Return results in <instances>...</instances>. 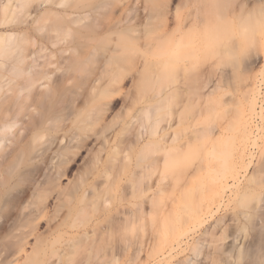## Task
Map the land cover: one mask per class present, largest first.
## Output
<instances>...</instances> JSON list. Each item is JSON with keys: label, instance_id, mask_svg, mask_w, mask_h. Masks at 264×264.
Instances as JSON below:
<instances>
[{"label": "bare ground", "instance_id": "1", "mask_svg": "<svg viewBox=\"0 0 264 264\" xmlns=\"http://www.w3.org/2000/svg\"><path fill=\"white\" fill-rule=\"evenodd\" d=\"M220 3L222 4V0H0V55L3 54V51L11 49L12 45L15 46L16 44H20L22 42L37 43L39 45L38 51L47 50L48 45H56L57 47V45H60V43L61 46L62 44H64L62 47H57L54 50H51L50 52L52 55L56 53L60 55H67V57L71 62L72 67L74 68L79 67L82 63H84L85 60L88 61L90 59L91 60L96 59L95 62L99 60L97 62V69H96V74L99 73V75L95 78V81H97L98 83L99 81L105 78L104 76H107V78L105 79L103 91L107 89H112L114 91H122V89L125 88L124 81L126 80L125 78L127 75L125 73L126 69L124 66L126 65V63L127 65L133 67L135 66L137 67V64L140 63V67L137 68L138 69L137 71L140 73L145 71L147 68H149L150 71L154 70L153 78H155L156 75L158 74H163V73L167 74V72H171V71H173V73L171 72L172 78H175L176 76L175 73L177 72L176 73L177 77L175 80L174 79L172 80L171 85L168 86V84L170 83L169 79L171 76L168 73L169 83L164 85L165 86L164 88H162L163 86L162 87L160 86V88L162 89L158 88V90L155 93H153L154 94L152 95L153 97L152 98L150 97L148 99L146 105L142 109L143 113L145 114L144 121L145 122L147 121L146 122L147 124L145 122H141L139 124L141 126L144 123L143 125L144 128L142 126L141 128L136 126V128L138 129H136L137 132L134 133L135 135L133 140L128 138H122V141L120 140L119 143L121 144L122 142L123 145L122 144L120 145L119 143L114 144L112 154L105 159H101L100 157L101 148L98 147L99 152L98 154H96L95 158H93V169L91 171L93 178L100 176L104 178L103 179L104 181L107 180L106 178H109L108 176H110L107 174L109 173L113 174L112 172L116 171L114 173V176H112L114 177L112 178L113 180L112 187L115 188L116 190L117 189L120 190V188H122L123 189V190L121 189L122 192L124 191L126 186H127L126 191H128V188H130L129 189L130 194H135L140 197V201L138 200L139 202L134 204L135 207L134 206L127 207L122 205L120 206L121 207L120 208L118 206V209L116 210L117 216L113 218V220L115 219L114 221L109 219L112 222H107L108 220L106 222L103 221L105 223H103L102 221L92 222L91 224L85 225L83 228L79 229L76 234H73L72 237H67L62 240H60L57 234H55L54 232L49 233L48 231L46 233V231L43 232L39 231L38 229L39 221H35L29 230L27 231L22 230L20 232V235L17 238V240L2 244V247H6L7 251H10V254L7 256L10 259L8 258L7 260L6 259L2 260V264H8L12 259L15 260L19 258H23V262H25V264H64V263L66 264L65 261L67 260L71 259L72 261H74L73 259L76 257L78 253H81V255L83 254V257L81 259L79 258V254H78L77 256L78 258L76 257L77 259L75 260L77 261L78 259H80V264H196L193 257H197L202 253L203 244L201 243L200 239L193 241H191V238L189 239V233L191 232V231L189 232V230H191L190 229L191 227L187 225L186 219L185 220L183 219L184 221H186L184 223L181 217H179L181 219L180 222L178 221L180 219H178L176 220V222H178L176 225L174 224L172 227L169 226L168 222H170V224L172 222L168 221L169 218L168 214L169 212L173 214L176 211L175 209H170L173 210L174 212L169 211L168 207L169 206L171 207L172 204L174 205V206L172 205L173 208L176 206L173 200H169V198H167V194L168 192L174 193L175 189H173V186L177 188L180 185L179 187L182 186L180 189L185 190L183 189L184 187H186V185H184V181H185L184 179H186L185 181L186 184H189V181L187 183V178L189 176L193 175V177H195L193 181L197 179L199 176L198 174L199 172L196 171V173L198 174V176H196L195 172L193 174V170L194 169L196 170L198 166H199L198 171H200L202 167H203L202 170L204 172L206 171L205 169L206 165H204L205 163L203 164V161L205 160L204 156H206L207 160L214 158L213 161L217 159V161L219 160V164L221 163L220 161L222 160L221 154L225 150L223 149L224 147L223 144H222L223 147L222 146L219 147V144L220 141L221 143L224 142L222 139L226 135L225 125H224V123L228 120V119L226 120V118H228L229 116L231 117L232 115L234 116V118H237L236 132L238 133L237 134L238 137L231 130L232 131L231 133L234 134V137L233 140L231 138L228 140L235 141V143H238V145L234 144L237 145V147L234 146L236 150L234 147L232 148L236 152V154L233 155L234 156L233 158L231 152L230 153L227 152L226 155V156L229 155L228 158H230L228 159L229 160L228 164L230 166L226 164L228 166V170L230 171L232 167L235 170V171H233V169L231 170L233 171L231 172L230 175L231 179L233 183L237 181L239 183V180H242L241 176L244 174L243 172H242L243 174H241V171L243 169H247L249 164L251 165L256 164L255 166L257 165L261 166L262 170L256 171V169L258 168L254 166L255 168L254 167H253L254 169L252 168L253 170L250 173L251 175L248 176L250 177L251 180L250 181L248 178L249 181L248 184H250V182L253 183L252 181L253 178L263 179L261 180V183L263 184L264 181V171H263L264 170V90L262 89H264V77H263L264 74L263 73L261 74V72H264L263 70L264 67H262L261 69L263 71L261 72L259 71L261 74L260 77L262 78L257 76L258 72L254 74L255 71H253L254 73L252 74V76L249 75L252 77V79H250L251 77L249 78L250 86L248 85L249 82L246 85L249 88L247 89L248 91L246 90L247 91L246 92L243 89V92L242 93L240 92L241 95L243 94L242 97L247 93L248 96H245L242 99V97L239 94L238 96L240 97H238L237 95L236 96L238 98L235 97L236 101H238L237 99L239 98L245 100L248 97V102H247L248 110L247 111L244 110L247 108L245 102L244 106H246V108L244 107L243 109L240 107L241 108L240 110V108L237 107L240 110L239 112L234 106L236 112L239 114H235L236 113L235 111L231 112L230 110H233L232 109L233 107L229 106L230 108H227L226 106L232 105L235 99L233 100L232 97L230 98L232 93L231 94L228 93L229 98L226 97L227 98L226 99L225 96L228 95L227 92L224 91H227L228 89L223 88L222 90L219 88V87L222 88V86L229 81L228 79L226 81V79L222 78L223 76L222 77L220 76L221 77L220 79H222L223 81L225 80L226 82L225 81L223 82L221 80V82L223 83L220 82L219 84L218 82L219 79L217 80L215 78L216 79L215 81V79L212 78V76L214 75L215 68L218 71L219 66L218 68L217 66L215 67V65H217L216 62L213 63L209 61L208 58L206 57L207 55H204V53L205 54L208 53L205 51H208L207 47H209L213 41L211 42V44L209 42L205 48V46L202 47V40L204 43L205 39L201 38L202 29L204 30H206L205 28L211 29L212 24L209 27V24L211 23L210 22L211 20L209 19L210 17L209 15H213L218 11V7L221 5ZM190 8L192 9L190 10ZM183 10H185V12ZM213 27L212 29L214 30ZM212 29L210 30L211 32L213 31ZM210 31L208 33L209 35L211 34L212 36L213 33H210ZM208 33H206V31L204 32V34H208ZM218 34H214L213 37L215 38L216 35ZM258 39L261 47L260 53H262L264 52L263 51L264 29L259 34ZM207 40L209 41L208 38L206 39V42ZM202 48H205L207 50L204 49L203 52ZM200 52H203L204 57L201 56L202 53ZM35 53H36L35 51L34 52L29 51L28 53L22 55L20 58L17 59L15 63L16 65L13 66L16 69H19L20 72L25 76L23 81L18 83V88L14 91L12 96H10L9 99L6 100V102H2L0 104V150H2V148L5 146L6 141L9 139V134L12 132V128L18 122L16 120V117L20 114V108L15 109L14 107L15 99L20 96V92L22 91V89H26V93L24 96L27 98L30 95L31 89L33 87H36L38 89L44 88V86H46V84L44 83V79L49 78L51 75L52 70L49 69L50 67L49 65L50 64L53 65L51 61L50 60L48 61L46 60L42 62L37 61L35 57ZM262 54L264 55V53ZM198 58L200 59L201 62L198 63L197 61L198 63L197 64L196 60H198ZM202 61L204 62L207 61V62L204 63ZM208 63L211 65L208 66ZM19 64H21L22 67L19 66ZM205 65H207L208 67ZM220 70L224 71L223 69ZM131 84L137 87L140 85H145V82L139 80L136 81L133 80ZM228 85L229 83L227 84V86ZM167 86L168 88H166ZM246 86L244 87L245 89L247 88ZM207 88L210 89L208 91H202V90H207ZM217 90L218 91L222 90L223 93H226V95L224 94L225 96L223 97L220 96L222 94L218 95L220 97L218 100L217 98L214 97L217 95V93L219 94ZM103 91H101L102 94H104ZM54 92L55 89H51V90L49 89L43 94H40L39 97H36L37 103H43L45 101H48L49 102L48 107L41 109L39 111L38 116L29 115L27 120H28V129L30 130L29 131L30 137L28 140L23 138L18 141L16 147L10 151V156H9L10 162H8V164L5 166L8 160H4V161L0 160V184H1L3 182L5 183L8 179L7 175H5V169L9 168V164L11 163L10 166H12L15 162L18 163L21 157L30 155L31 152H33L37 147L38 143L36 141H39L45 135V133H50L52 135V139H53L52 143L55 142V144H60L64 139H66V142L68 141V144L64 147V151L58 152L56 149L54 150L59 155L60 154L65 155V158L63 160H57L56 163L57 167L55 168L56 177L47 179L45 181H40V183L36 185V187L39 188V190L35 193L40 194L41 201L42 200L45 201L47 198H49V196L55 190V186L57 185L54 180L59 179L63 174H65V172L68 169V166L66 164L72 162L75 155L78 153L77 150L70 149L71 141L74 142L77 141L75 147L81 148L82 143L85 140V139H80L78 136H72L67 139L65 135H58V134L56 135L51 133L49 129L46 127V123L50 119V114L54 110V106L52 103ZM193 95L198 98H195ZM190 97L192 99V102L190 101ZM199 97L203 98V100L202 99L200 100ZM221 97L226 100L229 99L228 101L232 100L230 101L232 102L230 104L224 101L226 103V106L225 103L223 102L224 107L227 110L230 109L229 111L232 113V115H229L230 112L227 111L228 112L227 115L229 116L227 117L225 116L223 118L222 117L224 116L223 111L221 113L220 110L219 114L221 113L220 115L222 117L221 119L226 120V121L224 120L225 122L220 120V123L222 121V124L217 123L219 121V119H217L219 118V114H217L218 115L217 118L213 115H212L213 117L210 116L211 118H209V116L207 115L208 117L206 118L207 121L205 118H202L203 120L206 121V123L205 121L202 122L204 123V125L202 124V126L200 127L198 126V124L200 125V123H197V126H195L194 124L197 121L194 122L193 118L196 116V112H194L195 115L193 114L194 115L193 116L192 114H189L190 113L189 111H184L187 108V106L184 109V106L182 105L184 103L187 105L188 102L189 104L196 102V104L200 103L202 105L203 102V105L208 104V106L210 105L211 107L212 103H210V101L213 102L212 106H214L215 104L214 101L218 100L219 102ZM193 98H195L196 101L194 99L193 102ZM187 99L189 101H187ZM197 99L199 100L197 101ZM224 99H221V101ZM206 101H208L209 103L208 102L206 103ZM236 101H234L233 105H235ZM223 103H221V105H223ZM196 104L194 103V105ZM200 104H198L199 108H201ZM177 105L179 106L177 107ZM194 105H192L191 107L194 108L195 107ZM216 105L217 104H215V107L213 108L211 107V108L214 109L215 111L216 110L219 111L218 107L220 108V106H216ZM239 105L240 104H238L237 106ZM208 106L206 105L207 108ZM198 107L196 108L197 110L195 109V111L199 112L200 109ZM210 107L208 109H210ZM158 108L159 109L161 108L163 112L162 114L161 110H159V113L161 112L162 114V116L160 114L161 118L159 117V113H157L158 114L157 116L155 112L157 111ZM192 108L189 110H192ZM207 108L204 111L201 108L202 111V112L200 111L201 115L200 113L198 114L200 116L202 115L204 116V113L208 111ZM221 108L222 110H224L225 113V108L223 107ZM107 109H108L107 107L98 106L94 113V119L97 121L102 120L104 118V115L106 114ZM193 111L191 112L193 113ZM188 114L191 115V118L193 120L190 119V116ZM206 114H208V112ZM210 114L211 113H209V115ZM235 115L237 116L235 117ZM186 116L188 117L190 122H194V124L192 123L191 127H193V125L195 126V128H193L192 131L190 129L188 130V134H186L184 131V127H186L184 125L186 124V121H188V119L186 120ZM233 116L231 117L232 119H230L229 117V120H234ZM197 118L198 117H196L195 120H197ZM215 118L216 120H218L216 122L215 121L213 122L215 123L214 125H216V123L218 124L216 126L212 125L211 122L212 119L215 120ZM208 119H211V121H209ZM198 120L201 119L199 118ZM172 121L177 122V124L174 125ZM184 121L185 123L183 125ZM231 122L232 123L229 122L230 124L229 123L228 124L232 125L233 127L234 121ZM187 123L189 124V122ZM188 124L187 127L189 126ZM208 124L211 126H209ZM181 125L183 126V130L180 128L182 127ZM228 128L229 129L226 130L230 132L229 130L231 126H229ZM106 130H107V126L105 125L102 126L97 131V133H99V135L102 136L103 139L101 144L102 146H105L106 144H109L110 142L115 140V137L113 136L110 137L107 135ZM236 137L237 139H239V142L236 139ZM123 141L124 142L126 141V143H123ZM199 141H201V145L199 144L200 148L202 147L201 148L202 151L199 150V152L203 153L204 160L196 159L197 161H194V158L191 160L195 162L194 164L192 163L194 166L196 165V162L197 164L200 162L202 163L198 164V166H196V168L194 167V169L192 165L190 166L193 169L192 173H190L188 177L183 176V179L180 178L183 184L180 181H179L180 183L178 184L177 180H174L173 178L172 180L171 178H169L170 181H172L173 186L171 185L170 181L167 182L170 184L164 182L167 174L173 171L171 170L172 167L174 169L175 165H179L180 164L179 161L181 162V159L184 156L185 157L188 156L187 152L188 150H190L191 146L195 143L198 145L197 142ZM231 142L230 144H232ZM49 144L51 145V142H49ZM227 144H229V142ZM135 147L138 153H142L143 151L147 150L149 154L151 153L154 154L152 156L149 155L150 157H148L149 159L147 158V161L145 159L146 155H143L145 156L143 157V159L142 157H140L142 161H146L145 163L142 162L143 164L142 165L141 161L139 160L140 162L139 164L142 166H139V164L137 165L139 168L140 167L142 168L141 171L137 169L138 167L132 168L133 165L131 163L130 158L133 159V157L136 155L132 157L130 153L134 151ZM198 147L195 146L194 148H198ZM198 149L196 150L197 155H198L197 152ZM227 149L229 148L227 147ZM193 151H191L190 154H193ZM234 151L233 153H235ZM147 152L146 154H148ZM185 152L187 153V155H185L186 154ZM69 153L72 154L69 155ZM196 153L194 152V154ZM258 153H259V157H257L258 160H255L256 155H258ZM197 155H194V157H196ZM56 156H57L56 154H53V157ZM191 156L193 157V155ZM185 157L183 161H185L186 159ZM260 157L262 159V163L260 162L261 165L257 164L260 161ZM186 160L190 161L189 157ZM217 161H215V163H217ZM255 161L257 162L255 163ZM215 163L213 162L212 166H214ZM186 165L188 166L189 164L187 163ZM187 166L183 165V167H181V165H179V168H182L181 170L183 169L187 170V168L191 170V168ZM229 167L231 168L229 169ZM109 168L112 169V172H109L111 170ZM175 168L177 170L178 167ZM209 168L210 170H212L211 165ZM215 168L213 167V169ZM129 169H134V170L136 169V171L138 170L140 173H138V171L136 172L134 170H131L129 174V175L132 174L131 176H133L134 172H136L138 176L135 174L134 175L137 176L138 178H135L134 176L133 177L135 179L132 178L131 176L129 178L128 176L127 178H125L124 176L125 181L127 180L129 181V183L126 182L129 184V186L127 184L125 186H121L123 185L121 182L124 180L122 174L124 175L126 174L125 170L127 171L128 174L130 171ZM123 170L125 173L123 172ZM190 170L185 171V173L188 172L189 174V172H191ZM258 171L260 174H262V172L260 171H263V175L259 174L257 177H254V174L258 173ZM182 172L180 173L182 174ZM217 172L218 171H216L215 175H217ZM226 172L228 171L226 170ZM212 173L211 174L209 173V175L214 174ZM227 174H229V172ZM182 175L180 177H182ZM206 175L208 176V173ZM146 176H148L147 177L148 180L146 179L147 181L144 179L146 178ZM226 176L228 177V175ZM142 177H143V181H141ZM224 177L220 176V178L222 179ZM227 177L225 180L216 181V183L211 181L213 183V186L209 185L210 186L209 188L211 189V194L209 193L208 188L205 189L201 187V190L205 189V192H203L205 193L204 197L208 193L209 195L206 196L207 199L208 197H210V203H208L207 206L205 204L203 205V203H201L202 201H198L201 198H204L203 196L201 198H198V200L196 199L197 200L196 203L199 202L200 204L203 205V210H204V206H206L207 210H209L210 207V211H212L211 209L213 208L211 207L212 204L213 206L215 204H219V201L222 199L223 194L226 196L225 189L230 188L231 187L230 185H233V183L228 184L227 181L229 179H227ZM190 178L189 180L192 179ZM204 178L202 179L203 182H205V180L209 182L208 179L204 180ZM208 178L210 177L208 176ZM257 179L255 181H258L257 183H260L259 182L260 180ZM202 180L200 179L199 182L202 183ZM215 180L216 179H214V181ZM143 182L145 183L142 184ZM173 182L176 183L177 186H175ZM208 182H205V184L207 183L208 185L209 184ZM257 183L255 184L256 186ZM92 185H93V192L97 197H99L100 193L99 192L96 193L97 190L96 186L94 184ZM170 185L172 188L170 187ZM234 185H236V183ZM179 187H178V191L180 190ZM73 188L76 191L78 190L77 187L73 186ZM255 188L253 187V190H255ZM181 190L179 193H181ZM201 190H199V193H202ZM231 190L228 189V191L232 192ZM174 194L176 195V193ZM170 195L172 196V194ZM199 195H203V194H199ZM165 198H167V202L173 201L171 205H169L168 207L167 205L170 203L166 204L167 202L165 201L166 200ZM177 198L179 199V196L176 197L174 196V198L172 197V199H174L176 202L179 201ZM207 199L206 200L202 199V200L203 202L207 203L206 202ZM46 207H47L46 203L42 202L41 205L35 210L36 213L34 217L35 220H38L39 218L45 215L47 211ZM197 207L199 208V205ZM59 209L60 208H57L56 210ZM178 209L179 208H177L176 210ZM193 209H195V207ZM186 210L190 211L188 209ZM203 210L201 207V209L199 208V210L195 211V215L193 214L194 216H192L194 218L193 221L196 220L195 222L198 223L201 221L202 223V220H205L201 218V217L204 218L203 213L205 212V210L204 211ZM187 211L186 214H183L182 213L183 209H182V212L180 211L182 213L181 215H183V217L184 215L186 216ZM191 211L188 212L190 218H191L190 215H192L191 213L194 212ZM69 213L70 210L67 214H64L63 216L56 214L54 216L47 217L49 223L51 222L50 224L47 222L48 225H51L52 222H54L51 226H49L50 227L49 230L52 229V226H54V228L56 227L62 230H66L67 227L71 225V222L69 221L70 219L68 218ZM171 214H169V216ZM176 214L174 215L176 216ZM204 214H206V216L209 215L208 211L207 213ZM189 217L187 218V220H189ZM136 221L142 223L146 222L148 224V231L146 233V236L139 243L135 244L132 242H127L128 239L123 238L122 240L124 241V243H121L119 240H116L114 242H110L109 246L103 245L105 244L104 242L106 241L107 237L110 236L112 233H114L118 227H121V229H132ZM218 221L222 222V216L221 219L220 218L217 219V222ZM193 227H195V225ZM192 230L194 231L193 228ZM167 231L170 234H168ZM164 233L167 235H164ZM29 236L32 237L33 241L31 242L28 241ZM223 237L226 238V236L224 235ZM57 243L58 246L56 245ZM101 244L105 247L101 246ZM27 245H28V249L26 248ZM55 245L57 246V248L55 247ZM102 248H106V249L108 248V249L105 250ZM97 249L99 250L102 249L103 254H101V251L99 250L95 251ZM92 251L94 253V255L92 253V256L94 257L93 259L90 254ZM185 251L187 252L184 253ZM96 254L97 255L101 254V255L96 257L95 256ZM74 255L75 257H73ZM71 260L67 261V263H70Z\"/></svg>", "mask_w": 264, "mask_h": 264}, {"label": "rangeland", "instance_id": "2", "mask_svg": "<svg viewBox=\"0 0 264 264\" xmlns=\"http://www.w3.org/2000/svg\"><path fill=\"white\" fill-rule=\"evenodd\" d=\"M191 9L192 8H190V10ZM185 10H187V9H185ZM185 10H183V11L185 12ZM209 16H210L209 19L211 20L209 27L211 24H212L211 29L213 26H215V27H213L214 30L212 29L213 30L212 32L210 31L211 29H208V28H205L206 30L202 29L203 33L201 32V34H202L201 38H204L205 39L204 43H206V44H204L203 40H202V47L205 46V48H206V45L209 42L211 44V42L213 41L212 44L209 47H207L208 51H205L208 53L207 54L204 53V55H207L206 57L208 58L209 61H211L213 63L216 62L217 65H215V67L217 66V68H218V66H219L218 71L214 67L215 68L214 75H213L214 77L212 76V78L213 79L216 78L217 80L219 79V81H218L219 84L222 80V79H220L222 76H223L222 78L226 79V81L228 79L229 82L225 83L224 85L222 84L223 86L220 85V86H222V88L221 87H219V88L222 90H223V88H225V89L227 88L228 90L231 89L230 90L231 92L228 90L224 91V92H227V95H228V93L229 94L232 93L230 98L232 97V99L233 100L235 99L234 101H236L235 97H237L239 94L242 97L243 94L241 95V93L243 92V89L245 91L247 89H249L246 85L248 84L249 80L252 79L251 76L254 73L253 71H255L254 74H256L258 72V75H257L258 77H260L262 73L264 74V72H261L264 70V69L261 70L262 67H264V64H263L264 55L262 54L264 52L260 53L261 47H260V44L258 41L259 40L258 39L259 34L264 29V0H222V4L218 7V11L215 14L209 15ZM215 28H217V29H215ZM216 30H218V31H216ZM205 31H206V33H208L209 31H210V33H213L212 36H211V34L209 35V33L204 34ZM214 34H218V35H216V37L214 38L213 37ZM203 35L205 37H207L209 39V41L207 40V42H206L207 38H205ZM63 45L64 44H62V46ZM38 46L39 45L37 43L22 42L20 44H16L15 46L12 45L11 49L3 51V54L0 55V104L2 102H6V100L9 99L10 96H12L14 91L18 88V83L23 81V79H24L25 75L22 74L19 69H16L13 67L16 65L15 63H16L18 58H20L22 55L28 53L29 51H33V52L35 51L36 52L35 57H36L37 61L42 62V61L50 60L51 63L53 64V65H51V64L49 65L50 66L49 69H51L52 72H51V75L49 78L44 79V83L46 84V86H44V88L38 89L36 87H33L31 89L30 95L27 98L24 96L26 93V89H22V91L20 92V96L15 99V106L14 107H15V109L20 108V114L16 117V120L18 122L12 128V132L9 134V139L6 141V144L2 148V150H0V160H2V161L8 160L7 163L5 164V166H6L8 164V162H10V159H9L10 151L16 147L18 141L20 139H23V138H25L26 140L29 139V137H30L29 131L30 130L28 129L27 118L29 117V115L38 116L39 111L41 109L48 107V105H49L48 101H45L43 103H37L36 97H39L40 94H43L44 92H46L49 89L50 90L55 89L53 100H52L54 110L50 114V119L47 121L46 127L49 129V131L51 133L56 134V135L57 134L58 135H65L67 137V139L72 137V136H78L80 139H85V140L83 141L81 148L75 147L77 144V141H75V142L71 141L70 149L77 150L78 153L75 155L72 162H69L66 164L68 166V169L65 172V174H63L59 179L54 180L57 184L55 186V190L52 192V194L49 196V198H47L45 201L44 200L41 201L40 194L35 193L39 190V188H37L36 185H38L40 183V181H45L47 179H51V178L56 177L55 168L57 167V165H56L57 160H63L65 158V155L64 154L59 155L54 150L56 149L58 152L64 151V147L68 144V141L66 142V139H64L62 141V143H60V144H55V142L52 143L53 142L52 135L50 133H45V135L39 141H36L38 143L37 147L35 148V150L33 152H31L30 155H26V156L21 157L20 161L18 163L15 162L12 166H10L11 165V163H10L9 168L5 169V175H7L8 179L5 183L3 182L0 184V264H2V260H5V259L7 260L9 258L7 256L10 254V251H7L6 247H2V244L6 243V242L9 243V242H13V241L17 240V238L20 235V232L22 230H25V231L29 230L35 221H39V224H38L39 231H42V232L46 231V233L48 231H49V233L54 232L55 234H57L58 238L60 240H62V239L67 238V237H72L73 234H76L79 229L83 228L85 225L91 224L92 222H95V221H102V222L105 221L106 222L107 220H108L107 222H112L110 220H113V218H115L117 216L116 210L118 209V206L120 207V206L124 205L127 207H129V206L133 207L134 204H136L137 202L140 201L139 196H137L135 194H130V190H129L130 188H128V191H126L127 186L125 187L123 192H122V190H123L122 188H120V190L122 189L121 191L119 189H117L118 190L117 191L115 188L112 187L113 186L112 185V181H113L112 178H114L112 176H114V173L116 171L112 172L111 168H109V169H111L109 172H112L113 174H111V173L107 174V175H110V176H108L109 178H106L107 180L103 181L104 178H102L100 176L93 178V175L91 172L93 169V158H95L96 154H98V152H99L98 147L101 148V151H100L101 159H105V158H108V156H110L112 154L113 145L119 143L120 140L122 141V138H128V139L133 140L134 135H135L134 133L137 132L136 129H138V128H136V126L141 128V126L143 127V125H144V123L141 126L139 124L141 122H145L144 121L145 120V114L143 113L142 109L146 105L148 99L150 97L151 98L153 97L152 96V95H154L153 93H155L158 90V88H160V86L161 87L163 86L162 88H164L165 87L164 85H166L169 82L170 83L168 84V86L171 85L172 80L173 79L175 80L177 77V74H176L177 72L175 71L176 73L175 72L174 73L176 76H175V78H172L173 71H171L172 73L167 72V74H164V73L158 74V75H156L155 78H153L154 70L150 71L149 68H147L145 71L140 73L137 71L138 70L137 68L140 67V63L137 64V67L127 65V63H126V65L124 64L125 65L124 67L126 69V70L125 69L124 70H125V73L127 75L125 78L126 80L124 81L125 82L124 83L125 88L122 89V91H114L112 89H107V90L103 91L105 79L107 78V76H104L105 78L103 77L104 79H102L98 83H97V81H95V78L99 75V73L96 74L97 62L99 60L97 62H95L96 59L95 60L90 59L88 61L85 60L84 63H82L79 67L74 68V67H72L71 62H70L69 58L67 57V55H60L58 53H56L54 55L51 54V52H50L51 50H54L57 47H62L61 43H60V45H57V47H56V45H48L47 50H41V51H38ZM205 48H202V51ZM207 49H205V50H207ZM203 52H200V53H202V55L201 54L200 55L204 57ZM201 60H202V58H201ZM204 60H206V59H204ZM197 61H198V63L201 62L199 58H198V60H196V63H197ZM207 61H205V62H207ZM202 62H204V61H202ZM209 63H208V66L211 65ZM19 66L22 67L21 64H19ZM205 66H207V65H205ZM204 67H201V68H204ZM220 69H223L224 71H222ZM259 71L261 72V74ZM168 73L171 75L170 79H169ZM215 75H217V76H215ZM249 75H251V76H249ZM173 76H174V74H173ZM247 77H248V79H247ZM263 77H264V75H263ZM260 78H262V77H260ZM168 79H169V82H168ZM216 79H215V81H216ZM133 80H135V81L139 80V81L145 82V85H140V86L135 87L133 84H131L133 82ZM223 82H221V83H223ZM228 83H229L228 86L230 88L227 86ZM248 85L250 86V82ZM168 86L166 88H168ZM245 86L247 87L246 89L244 88ZM162 88H160V89H162ZM210 88H212V87H210ZM154 89H156V90H154ZM209 89L207 88V90H202V91H208ZM222 90L221 91L217 90L219 92V94L216 92L217 95L215 93L216 96H214V97L217 98L218 100L220 98L218 95L222 94V95H220L222 97L226 95V93H223ZM262 90H264V89H262ZM101 91H103L104 94H102ZM220 92H222V93H220ZM247 94L244 95L242 97V99L245 96H248ZM240 96H238V97H240ZM191 97H190V101L192 102ZM222 97H221V99H224ZM226 97L229 98V95L225 96V98ZM195 98H198V97H195ZM195 98H193V102H194ZM199 98H200V100L201 99L203 100V98H201V97H199ZM221 99L219 102H218V100L216 101L214 99L215 100L214 103L217 104L216 106H220V108L221 107L225 108L224 107V103H225L224 101H226L229 104L232 103V102H230L232 100L228 101L229 99L228 100L224 99L221 101ZM242 99L239 98L237 100L238 101L241 100L240 101L241 103L243 101V103H242L243 105L240 102L236 101L241 106L240 105L237 106L238 104L236 102H235V105H233L234 101L232 104L233 106L232 105L226 106V103H225V106L227 108L233 107L232 108L233 110H230V109L227 110L225 108V113H224V110H222V108L220 109L219 107H218L219 111L218 110L215 111L214 109H212L213 107H215V104H214V106H212L213 102L210 101L211 99L209 101H210V103H212L211 104L212 108L210 107V105L208 106V104H206L208 106V108L210 107L211 110L208 109L206 107V105H203V102H202V105L200 103H198V104H200V107L202 108L203 111L206 110V108L208 109V111H206L204 113V116L202 115L203 117L200 116L201 115V113H200L201 108L198 107V104H196V102H194V103L200 109V110L198 109L199 112L195 111V109L197 107H196V105H194V103H191L192 105L195 106V107L193 106L194 108H192L191 107L192 105L189 104V102H188L189 105L188 104L186 105L183 102L185 104V105L182 104L184 106V109L186 108V106H187L186 109H188V110L185 109L184 111H189L190 112L189 114H192V115L193 114L195 115L194 112H196V116L193 118L194 120L191 118V115H189V114L188 115L190 116V119H192L194 122L197 121V122H195V124H194V122H190L188 117H187L188 115H187L186 120L188 119V121L185 120L186 121L185 125H184L185 121L183 122V125L186 126V127H184L185 133L188 134L189 129L192 131L193 128H195V126H197V123H200V125L198 124V126H200V127L202 126V124L204 125V123H202V122H204L205 120H203L202 118H205V119L208 118L207 115L209 116V118H211L210 116H212V115L217 118V116H218L217 114H219L220 110H221V113L223 111V114H224V116H222L223 118L225 116L227 117L229 115H232L231 112H233V111L236 112L235 107L239 112L241 110V108L244 109V107L246 108V106H247V108L244 109L247 111L248 110V104H247L248 97L246 98L247 100L246 99L242 100ZM198 100L199 99H197V101ZM204 100H206V99H204ZM187 101H189V100L187 99ZM187 101H186V103H187ZM195 101H196V99H195ZM260 101H261V99H260ZM207 102L208 101H206V103ZM245 102H246V106H244ZM221 103H223V105H221ZM98 106L107 107L108 109L106 111V114L104 115V118L102 120L97 121L94 119V113H95V110ZM178 106L179 105H177V107ZM188 107H190V108H188ZM237 107H239V108L241 107L240 110ZM191 108H192V110H189ZM215 109H217V108H215ZM159 110H161V112H162L161 108L157 109L158 112L155 110L154 111L157 114V113H159ZM191 111H193V113ZM217 111H218V113H217ZM227 111H229L231 114L229 113V115H227L228 114ZM161 112L159 113L160 118L163 114V112H162V114H161ZM207 112H208V114H206ZM215 112H216V114H215ZM185 113H188V112H185ZM198 113H200V115ZM209 113H211V114L209 115ZM221 113L219 114V118H217V119H219V121L216 120V118H215V120L212 119V121H211V119H208L209 121L212 122V125L215 124V123H213L214 121L215 122L218 121L217 122L218 124L220 123V120H222L221 119L222 117L220 116ZM160 114H161V116H160ZM235 114H239V113L236 112ZM157 116H158V114H157ZM236 116L237 115H235V117ZM196 117H198L197 120H195ZM229 117L226 118V120L227 119L229 120ZM231 117H230V119H232ZM199 118L201 120H198ZM233 119L234 120H229V121L227 120L228 122L225 119H223L222 121L223 122L226 121L227 124L229 122L232 123L231 121L236 122L237 118H234V116H233ZM172 120H174V119H172ZM206 121H207V119H206ZM206 121H205V123H206ZM222 121L220 124H222ZM172 122L174 123V125L177 124V122H174V121H172ZM187 122H189V124ZM226 122L224 123L226 135L222 139L224 142L221 143V141H220V144H219V147L222 146V144H223V146L226 148L225 149L222 146L225 151L221 154L222 160H220L221 161L220 164H219V160L217 161V159H215V161H217V163H215V161H213L214 158H211V157H210L211 159H208L209 162L212 160L210 163L208 162L206 156H204L206 161L203 159V153L199 152V150H201V148H202V147L200 148L201 141H199L200 143L197 142L198 145L200 144L199 147L196 143L193 144L191 146L190 150H188V152H187L188 156H186V157L184 156L186 159L189 157L191 162L189 160H186V159H185V161H187V162L183 161L184 160V157H183L181 159V162L179 161L180 164L179 163H177V164H179V165H181V167H183V165L187 166L186 164L188 163L189 164L188 166L190 167L192 165V167L194 169V167L196 168V166H198V164L202 163L199 161L200 163L197 164V162H196V165L194 166L193 165L195 163L194 161H197L196 159H198V160L203 159L204 161L203 160L202 161H203V164L205 163L204 165H206V167H205L206 171L204 172L202 170L203 167L200 169V171H198L199 166L196 168V170L194 169L195 171L192 169V167H190L191 170L189 168H187V170H184V169L181 170L182 168H179V165H175L174 169H173V167L171 169L173 171L169 172L167 174L168 178L166 176V179L164 180V182L167 183L170 181L169 178H171V180L173 178L174 180H177L178 184L180 182L182 183L180 178L183 179V176L188 177V175H190V173H192V170H193V174L195 172L196 176H198V174H199L198 178L196 177L197 179H195L194 181H193V179L195 177H193V175L189 176L187 178V183L189 181V184H186V182H185L186 179H184L185 180L184 185H186V187H184L183 189H185V190H181L180 188L182 186L181 187H179L180 185L178 186L179 189L181 190V193H179L180 190L178 191V187L177 188L174 187L172 184V181H170L171 185L173 186V189H175L179 194L175 190H174V193H176V195L173 192H171V193L168 192V194H167V198H169V200L174 201V204L176 206L174 208H173L174 205L173 204H172L173 206L171 205V203L173 201L167 202V198H165L166 199L165 201L167 202L166 204L170 203L167 205V207L169 205H171V207L170 206L168 207L169 211L174 212L173 210H170V209H175V211H176L173 214H171L169 212V214H171L170 216L168 214V217H169L168 221H171L173 224L172 223L170 224V222H168V221L167 222H168L169 226L172 227L174 224L176 225L178 223V222H176V220L180 219L179 217H181L182 221L184 223L187 221V225H189L191 227L190 228L191 230H189V232L191 231L189 233V239L191 238V241L200 239L201 243L203 244L202 245L203 251L197 257H193L196 264H264V181L262 184L261 180H263V179L258 178L260 180L259 181L261 183L260 184V183H257L258 181H255L257 178L256 179L253 178L255 180L252 179V181H253V183L256 182L257 186L255 185L256 183L253 184L250 182L252 187L250 186V184H248L249 183L248 178L250 180V177H248V176L251 175L250 174L251 171L255 167L258 168V169H256V171L262 170V168H261V166H258V165H257L258 167L255 166L256 164H253V165L249 164L248 165L249 168L247 167L248 170L242 168L246 173L241 169L242 170L241 174L244 173L242 175L243 177L241 176L242 180H239L240 184L237 181V182H235L236 185H234L235 183H233L230 175H231V172H233L235 170L233 169V167H232L233 171H231L232 170V169H230L231 167H229L230 171L228 170L227 165H229L228 159H230V158H228L229 155L228 156H226V155H227V152H229V153L231 152L232 158H233L234 157L233 155L236 154V152L232 148L234 146L237 147L238 143H235V141H232L234 134L231 132L233 131L236 134V136L238 137V135H237L238 133L236 132L237 131V125H236L237 122L236 123L233 122L234 130H233L232 125H229L230 123L227 125ZM192 123L195 126L193 125V127H191ZM217 123H216V125H218ZM187 124L189 125L188 126L189 128L187 127ZM105 125L107 126V130H106L107 135L110 137H112V136L115 137V140L110 142L109 144H106L105 146H102L101 144H102L103 139H102V136L99 135V133H97V131L102 126H105ZM216 125H214V126H216ZM205 126H206V124H205ZM209 126H211V125H209ZM227 126L228 127L231 126V128L229 130L230 132H228V130H226V129H229ZM180 128L183 130V126ZM172 129H174V128H172ZM196 129H197V127H196ZM200 129H202V128H200ZM191 131H190V133H191ZM237 137H236V139H237ZM230 138L232 140H228ZM234 140H235V138H234ZM237 140L239 142V139H237ZM237 140H236V142H237ZM128 141H130V140H128ZM49 142H51V145L49 144ZM228 142H229V144H227ZM230 142L233 144V146H232V144H230ZM123 143H126V141L125 142L123 141ZM224 143H225V145H224ZM121 144H122V142H121ZM234 144H237V145H234ZM226 145L229 149H227ZM193 146L194 147L197 146L200 149L194 148ZM135 149H136V147L134 148V151L130 153L132 157L134 155H136L133 157V159L130 158L131 163L133 165L132 168L138 167L137 164L140 163L139 160L141 161V164H142V162L145 163L147 161L148 157L154 155L153 153L149 154V152H147V150L143 151L142 153H138L137 149L136 150ZM191 149H193L194 151ZM197 149H198L197 152H198L199 156L196 153ZM226 150H228V151H226ZM235 150H236V148H235ZM191 151H193V154H190ZM233 151L235 153H233ZM146 152L148 154H146ZM194 152L196 154H194ZM132 153H134V154H132ZM187 153L185 155H187ZM53 154H56L57 156L53 157ZM71 154L72 153H69V155H71ZM189 154H190V156H189ZM143 155H146V158H145L146 161H142L140 159V157H142V159H143V157H145ZM191 155H193V157ZM194 155H197V156L194 157ZM201 156H202V158H201ZM257 157H259V153H258V155H256L255 160H258ZM193 158H194V161L191 160ZM213 162L215 163L214 166H212ZM256 162L257 161H255V163ZM260 162L262 163L261 157H260L259 163H257V164L261 165ZM182 163H184V164H182ZM208 163H209V165H208ZM134 165H137V166H134ZM142 165L139 164V166H142ZM210 165H211L212 170H210V168H209ZM215 165H216V168H215ZM201 166H202V164H201ZM207 166H208V168H207ZM175 167H178L179 170H178V168L176 170ZM213 167L215 169H213ZM217 168H219V169H217ZM137 169H139V171H141L142 168L138 167ZM129 170L130 171L128 174H127L128 169H127V171L125 170L126 174L125 175L122 174L123 178H124V176H125V178H127V176L129 178L132 175V174L131 175H129V174H130L131 170H134V169H129ZM188 170H190L191 172H189V174H188V172L185 173V171H188ZM209 170H210V172H209ZM219 170H220V172H219ZM226 170L229 172V174H227L228 172H226ZM134 171H136V169ZM139 171H138V173H140ZM196 171L199 173L197 174ZM216 171H218L217 175H215ZM263 171H260V172H262V174H260L258 171V173L254 174V177H257L259 174L263 175ZM123 172H124V170H123ZM136 172H134L135 175H137ZM180 172H182L183 175ZM205 173L206 174L208 173V176L210 178H208V176ZM209 173L210 174L212 173L213 175H209ZM223 173H224V175H223ZM134 174H133V176L135 178H138L137 177L138 175L135 176ZM180 174L182 175V177H180L181 176ZM226 175H228V177ZM133 176H131V177L134 178ZM220 176L221 177L226 176L227 179H229L227 181L228 184L233 183V185H230L231 186L230 188L225 189L226 196L223 194V197L221 199L223 201L220 200L219 204H215L216 206L215 205L213 206V204H212L211 207H213V208H211L212 211H210V207H209V210H207V207H206L208 205V203H210V197H208V199H209L208 200L206 196H208L209 193L211 194V189L209 187L211 185L213 186L212 182L216 183V181H218V180H225L226 179V177H224L222 179V178H220ZM147 177L148 176H146V178H144V179L148 180ZM204 177H206V178H204ZM261 177H263V176H261ZM125 178L121 182L123 185H121V183H120L121 186H125L126 184L129 186V184H128L129 181L128 180L125 181ZM189 178L191 180H189ZM203 178H204V180L205 179L209 180V182L207 180H205V182L209 183L208 185H207V183L205 184V182H203V180H202ZM134 179H132V180H134ZM200 179L202 180V183L199 182ZM214 179H216V180L214 181ZM141 181H143V177H142ZM126 182H128V183H126ZM144 183L145 182H143L142 184H144ZM170 183H167V184H170ZM199 183H201V184H199ZM237 183H238V185H237ZM92 184H94L96 186V189H97L96 193H98V192L100 193L99 197H97L95 195V193L93 192V185ZM174 184H175V186H177L176 183H174ZM203 184L206 186H204ZM171 185H170V187H171ZM73 186L77 187L78 190L77 191L74 190ZM255 186H256V188H255ZM114 187H115V185H114ZM201 187H203L205 189L206 188L209 189L208 190L209 193L206 192L208 194L205 197H204L205 193H203V192H205V189H202V190H204V191H202ZM246 187H248L249 189ZM253 187L255 188V190H253ZM250 188H252V189H250ZM228 189H230V190L232 189L231 190L232 192L228 191ZM199 190H201L202 193H199ZM249 192H250V194H249ZM170 194H172V196ZM199 194H203V195H199ZM174 196L175 197L179 196V199L177 198L179 201L176 202L174 199H172V197L174 198ZM202 196L204 198H201ZM198 198H201V199L198 200ZM196 199L198 201H202L201 203H203V205L204 204L206 205V206H204V210H205L204 213H207V211L209 213V215H207V216H206V214L203 213L204 218L201 217L202 219H205V220H202L203 224L201 223V221L199 223L195 222L196 220L193 221L194 218L192 216L195 215V211L199 210V208L201 209V207L203 210V205L200 204L199 202L196 203L197 202ZM202 199H205V200L207 199V201H206L207 203L203 202ZM42 202L46 203V206H47L46 210L47 211L43 217L39 218L38 220H35L34 219L35 214H36L35 210L41 205ZM195 203L199 205V208L197 207L198 205H196ZM217 206H218V208H217ZM194 207H195V209H193ZM57 208H60V209L56 210ZM177 208H179V209L182 208L183 212H182V209H180V211L183 214H186V211H187L186 209H188L190 211L191 210L194 211V212L191 211L192 212L191 213L192 215H190L191 218L188 215L189 214L188 212H190V211H187L188 216L187 215L186 216H187V218L189 217V220L190 219L191 220L190 221L187 220L185 215H184V217H185L184 218L183 215H181L182 213L179 211V209L176 210ZM69 210H70V213L68 214V218L70 220L69 219L68 220L71 222V225L68 226L66 230H62V229L56 228V227L54 228V226H52V229L49 230L50 229L49 226H51L54 222H52L51 225H48L49 221H48L47 217L54 216L56 214L63 216L64 214H67L69 212ZM177 212H179V213H177ZM174 214H176V216ZM221 216H222V222H219L220 220L217 222V219L218 218L221 219ZM175 217H177V218H175ZM181 219L178 221L180 222ZM183 219L184 220L186 219V221H184ZM197 221H199V220H197ZM105 222H103V223H105ZM188 222H190V223H188ZM194 225H195V227H193ZM192 228L194 229V231L192 230ZM170 230H169V232H170ZM147 231H148V224L146 222L142 223V222L136 221L134 223V227L132 229H121V227H118L114 233H112L110 236L107 237L106 241L104 242L105 244H103V245L109 246L110 242H114L116 240H119L121 243H124V241L122 240L123 238L128 239L127 242H132V243L137 244L143 238H145ZM167 233H168V231H167ZM168 234H170V233H168ZM164 235H167V234L164 233ZM223 235L226 236V238L223 237ZM220 236L222 237V239ZM28 241L29 242L33 241L31 236L28 237ZM56 245L58 246V243ZM56 245H55V247L57 248ZM103 245L101 244V246H103ZM103 247H105V246H103ZM26 248L28 249V245ZM99 249H97L95 251H98ZM102 249L107 250L108 248L107 249L102 248ZM102 249L99 250V251H101V254H103ZM93 251L90 253L92 259L94 258L92 256ZM186 252L187 251H185L184 253H186ZM78 254H79V258L81 259L83 257V254L82 255H81V253H78ZM78 254L77 255L75 254L76 257L78 256ZM101 254H98V255L96 254L95 256L97 257ZM75 255L73 257H75ZM93 255H94V253H93ZM76 257L73 259L74 261H72L69 258L71 260V262L67 263V261H70V260H67V261H65L66 264H80V259L75 261L78 258V257L77 258ZM8 264H25V262H23V258H19V259H15V260L12 259Z\"/></svg>", "mask_w": 264, "mask_h": 264}]
</instances>
